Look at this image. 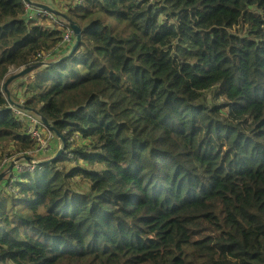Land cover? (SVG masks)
I'll return each instance as SVG.
<instances>
[{
  "label": "trees",
  "instance_id": "16d2710c",
  "mask_svg": "<svg viewBox=\"0 0 264 264\" xmlns=\"http://www.w3.org/2000/svg\"><path fill=\"white\" fill-rule=\"evenodd\" d=\"M79 1L0 0V264H264V0Z\"/></svg>",
  "mask_w": 264,
  "mask_h": 264
},
{
  "label": "water",
  "instance_id": "95a60500",
  "mask_svg": "<svg viewBox=\"0 0 264 264\" xmlns=\"http://www.w3.org/2000/svg\"><path fill=\"white\" fill-rule=\"evenodd\" d=\"M27 1H30L36 7L46 9V10H48V11H50V12L56 14V15L58 14L60 17H65L63 13L59 12L57 9L53 8L52 6H50L48 4L35 2L33 0H27ZM68 22H69V25L71 26L73 34L75 36V43L73 44L71 50L69 51V53L65 57H69L74 52V50L77 48V46L79 45V43L81 42V39H82V28L75 21H73L71 19L68 20ZM45 65H47V62L42 61V62H39V63H35V64H32V65L26 66L24 68H21L17 72L13 73L12 76L9 77V79L4 84V91L6 92L7 96L11 99V92H10L9 86H10V83L14 79L24 77L27 74L35 71L36 69H38V68H40L42 66H45ZM17 106L20 107V108H24L23 105H17ZM41 118H42V122L44 123L45 127L47 129H49L50 131L54 132L56 135L60 136L62 138V140H63V137L48 122V120L46 118H44V117H41ZM62 148L64 149L65 147L63 146ZM61 152H62V150L58 151V153L52 159H55V158L59 157ZM27 160H30V158L27 157ZM18 161H19V159H15L14 161H12L10 169L7 172H5V173H1L0 174V185L2 186V189L4 188L3 182L8 181V179L4 180L5 177H6V174H10V172L12 173V175H11V177L9 179H11L14 176V166H15V163L18 162Z\"/></svg>",
  "mask_w": 264,
  "mask_h": 264
},
{
  "label": "built area",
  "instance_id": "2783aa9c",
  "mask_svg": "<svg viewBox=\"0 0 264 264\" xmlns=\"http://www.w3.org/2000/svg\"><path fill=\"white\" fill-rule=\"evenodd\" d=\"M85 0H80V3H83ZM25 7L26 10L28 11L29 14L33 15V13L35 11H41L44 12L45 14H48L49 12H46V9H42V8H35L31 3L25 1ZM68 30H69V34L67 35V39L69 38V36L71 35V37L69 38V41L72 40V38L74 37V34L72 33V29L69 27L68 25ZM18 115L22 118L25 119L29 122L30 124V132L33 138H35L38 141L39 147L37 148V150H32V151H28L26 152L23 156L17 158L19 159L18 162L15 163L14 166V170L16 171L17 174L26 171V170H30L31 173L35 172L39 167L37 166V156H38V151H42V140L43 137L45 136V134H49L51 137V133L45 132L42 127L43 124L41 122L40 119L32 116L31 114L25 113L22 110H17ZM27 157L30 158V160H27ZM10 160L14 161V158H11ZM17 175L13 178V180H16Z\"/></svg>",
  "mask_w": 264,
  "mask_h": 264
},
{
  "label": "rangeland",
  "instance_id": "374dc122",
  "mask_svg": "<svg viewBox=\"0 0 264 264\" xmlns=\"http://www.w3.org/2000/svg\"><path fill=\"white\" fill-rule=\"evenodd\" d=\"M46 12H49L48 10H45ZM59 11V10H58ZM62 12V11H59ZM53 18L55 21H59L61 22L64 26L68 27L69 23L64 22L63 19L57 14L53 13ZM19 69H16L15 67H11L10 69V74H13L15 72H17ZM10 90H12V87H10ZM62 150V152H64V149L62 148V146L60 145V142L51 137L49 134H45V136L43 137L42 140V160L44 159H49V158H53L56 155L57 151ZM4 164H6L5 170H9L10 169V163L7 159L4 160L3 162ZM41 167H39L38 169L40 170ZM9 191H14L13 188V182H9ZM2 186L0 185V193L1 192H6V191H1Z\"/></svg>",
  "mask_w": 264,
  "mask_h": 264
},
{
  "label": "crops",
  "instance_id": "0c3cea01",
  "mask_svg": "<svg viewBox=\"0 0 264 264\" xmlns=\"http://www.w3.org/2000/svg\"><path fill=\"white\" fill-rule=\"evenodd\" d=\"M33 1H35V2H40V3H45V4H48V5H50V6H52L53 8H55L56 9V7L54 6V4H53V0H33ZM75 1H77V0H75ZM29 19H33L32 18V15L31 14H29ZM20 89H17L16 90V92L18 93V96L20 95ZM56 139V138H55ZM42 152L37 156V166L39 167L40 166V161H42ZM8 161H9V163H10V166H11V164H12V160H10V159H8ZM5 166H6V164H5ZM8 170H6V171H4V172H2V173H5V172H7ZM27 173H31V171L30 170H26V171H23V172H21V173H19V174H17L16 173V171L14 170V177L17 175V178L19 179L20 177H22L24 174H27ZM7 180V179H6ZM10 182V180L8 179V181H5V182H3V184H4V188L1 190V191H6V189L8 188V183ZM4 192H1L0 193V196L3 194Z\"/></svg>",
  "mask_w": 264,
  "mask_h": 264
},
{
  "label": "clouds",
  "instance_id": "9594fccd",
  "mask_svg": "<svg viewBox=\"0 0 264 264\" xmlns=\"http://www.w3.org/2000/svg\"><path fill=\"white\" fill-rule=\"evenodd\" d=\"M24 1V3H25V1H27V0H23ZM27 2H29V3H31L30 1H27ZM32 4V3H31ZM33 5V4H32ZM34 6V5H33ZM35 8H39V7H36V6H34ZM25 9H26V7H25ZM43 9V8H42ZM27 11V10H26ZM27 15L29 16V13H28V11H27ZM29 18V17H28ZM22 105V104H21ZM16 109V113H17V110H21V109H19V108H15ZM23 111V110H22ZM26 113V112H25ZM18 114V113H17ZM19 116V115H18ZM20 117V116H19ZM21 118V117H20ZM22 119V118H21ZM40 120H41V122H42V118H40ZM42 124H43V127H42V129L45 131V132H48V133H51V135H52V137H53V134L52 133H54V132H52V131H50L49 129H47L46 127H45V125H44V123L42 122ZM32 136V135H31ZM54 138V137H53ZM42 151H40L39 153H38V155L41 153ZM41 162V161H40ZM39 162V163H40ZM40 167V166H39ZM34 173V172H33ZM13 178H14V176L11 178V179H9L10 180V182H16V180H13ZM9 186V185H8ZM10 189V188H9ZM14 191H15V189H14Z\"/></svg>",
  "mask_w": 264,
  "mask_h": 264
}]
</instances>
